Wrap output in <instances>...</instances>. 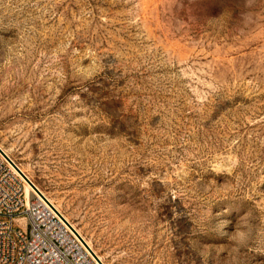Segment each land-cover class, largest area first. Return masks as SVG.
Returning a JSON list of instances; mask_svg holds the SVG:
<instances>
[{
  "label": "rangeland",
  "instance_id": "1",
  "mask_svg": "<svg viewBox=\"0 0 264 264\" xmlns=\"http://www.w3.org/2000/svg\"><path fill=\"white\" fill-rule=\"evenodd\" d=\"M0 144L105 264H264V0H0Z\"/></svg>",
  "mask_w": 264,
  "mask_h": 264
},
{
  "label": "built area",
  "instance_id": "2",
  "mask_svg": "<svg viewBox=\"0 0 264 264\" xmlns=\"http://www.w3.org/2000/svg\"><path fill=\"white\" fill-rule=\"evenodd\" d=\"M0 147V264H92L90 246Z\"/></svg>",
  "mask_w": 264,
  "mask_h": 264
},
{
  "label": "bare ground",
  "instance_id": "3",
  "mask_svg": "<svg viewBox=\"0 0 264 264\" xmlns=\"http://www.w3.org/2000/svg\"><path fill=\"white\" fill-rule=\"evenodd\" d=\"M0 147L7 153V151L3 148V146L0 144ZM9 154V153H8ZM20 166V165H19ZM21 167V166H20ZM22 171L25 172V170L21 167ZM26 173V172H25ZM27 175V173H26ZM28 176V175H27ZM29 177V176H28ZM30 178V177H29ZM30 180L32 181V179L30 178ZM29 180V183H27V187L30 188V186H33L32 182ZM34 183V182H33ZM35 184V183H34ZM36 185V184H35ZM37 186V185H36ZM38 187V186H37ZM40 193H43L44 195L47 196V194H45V192L43 190H41L38 187ZM49 197V196H47ZM51 199V198H50ZM57 206V205H56ZM58 207V206H57ZM89 246L91 247V255H92V264H105L104 261L102 260L101 256L94 250V248L91 246V244L89 243V241H87Z\"/></svg>",
  "mask_w": 264,
  "mask_h": 264
}]
</instances>
